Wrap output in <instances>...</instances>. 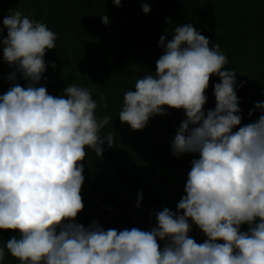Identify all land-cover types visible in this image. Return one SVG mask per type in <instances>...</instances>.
<instances>
[{
	"label": "clouds",
	"instance_id": "clouds-1",
	"mask_svg": "<svg viewBox=\"0 0 264 264\" xmlns=\"http://www.w3.org/2000/svg\"><path fill=\"white\" fill-rule=\"evenodd\" d=\"M141 7L151 11L147 3ZM101 20L107 24L109 17ZM3 26V59L29 84L14 83L0 95V229L19 234L0 247V264L6 250L20 264H264V102L255 104L259 118L241 126L236 72L224 67L228 59L218 42L210 47L190 23L176 26L167 43L160 37L164 54L155 74L146 73L124 93L118 117L133 130L166 115L165 106L183 109L187 118L172 154L199 158L191 161L175 212L164 207L150 231H118L95 220L88 227L75 222L84 208L85 149L99 158L105 142L114 146V133L102 131L111 117H97L89 88L72 83L53 96L35 86L46 70V50L56 48L57 34L44 22L15 11ZM212 75L220 78L216 105L205 113ZM8 79L15 81V74ZM142 199L140 192L136 207ZM189 220L207 237L203 243L189 236ZM243 224L248 231H241ZM158 239L166 241L163 249Z\"/></svg>",
	"mask_w": 264,
	"mask_h": 264
},
{
	"label": "trees",
	"instance_id": "trees-1",
	"mask_svg": "<svg viewBox=\"0 0 264 264\" xmlns=\"http://www.w3.org/2000/svg\"><path fill=\"white\" fill-rule=\"evenodd\" d=\"M121 1H123L121 10L126 19L124 26H122L120 45L125 50L138 52L145 61L151 62L152 65L156 66L157 60L164 54L159 44L162 34L158 29L164 28L162 23L168 17L173 27L183 22L192 24L200 34L209 39L210 47L218 42L220 51L228 59V63L224 67L236 72V81H242L240 73L248 66L249 55L256 56L258 53L257 46H260L261 33L264 32V0ZM101 2L104 0H46V10L38 12L37 19L42 20L49 29L57 34L56 48L46 50L44 56L46 70L41 81L35 86L46 87L48 93L53 96L63 95V89L72 83L92 90L90 86L92 71H95L98 64L97 53L100 49L97 48L98 46H91L86 53H83L76 47H68L69 37L64 32L70 30V26H75L81 36L94 38L93 35L96 30L93 17L95 18L103 12L101 11ZM19 3L21 4V0L15 1V4ZM144 3L150 6L151 11L148 14L142 11L141 5ZM177 5L180 9L177 8ZM11 7H13L12 0H0V8L10 9ZM70 11L73 14H70ZM82 11L84 13H81ZM93 57H95V61H93ZM52 62L55 63V67H52ZM256 80L257 82L250 84L249 88L255 89L259 96H264V77ZM219 82V76L212 75L210 77L209 87L205 92L207 96V102L204 105L205 113L215 108L214 85ZM28 84L29 81L21 76L19 85L27 87ZM114 90L113 94H109L110 91H113L112 89H103L102 92L105 94L103 102H106L108 107L107 109L101 107L104 111L99 112L97 117L100 115L111 117V123L105 126L102 131L111 130L114 133L115 143L113 147H108L107 142H105L103 155L99 158L91 149H85L87 155L81 163L84 166L83 173L92 178L89 183L91 196L82 198L84 208L78 213L75 222L88 227L95 220L105 230L114 228L120 231L124 230L122 228L123 214L116 207L115 202L108 201V196L111 194L105 186L115 187L114 181L118 177L115 165L120 160L121 135L129 131L137 146L148 148L160 160L180 168L185 172L187 178L192 166L191 161L198 159L199 154L184 153L174 156L171 148L160 140L154 139L145 131V127L142 130H133L130 125L122 123L118 114L123 105L124 89L119 86ZM92 96L97 105L102 106L101 94H96L92 90ZM255 121L247 119L243 115L241 126ZM236 130L238 127L233 129V131ZM184 195H186L185 191L183 192ZM171 210L176 211L173 208ZM191 222L189 220L190 224ZM248 228L249 225L247 224L241 225V231H248ZM192 230L195 234L194 240L197 243H203L205 240L204 233L199 228ZM9 234H13L10 236L19 235L16 231L4 230L3 233L0 229V247H3L6 241L10 239ZM218 242L223 243V241ZM3 264H20V262L8 254L6 250Z\"/></svg>",
	"mask_w": 264,
	"mask_h": 264
},
{
	"label": "rangeland",
	"instance_id": "rangeland-1",
	"mask_svg": "<svg viewBox=\"0 0 264 264\" xmlns=\"http://www.w3.org/2000/svg\"><path fill=\"white\" fill-rule=\"evenodd\" d=\"M16 0H12L13 7L10 9L0 8V95L5 94L14 83L20 81L21 75L15 66H10L3 59L2 40L7 38V29L3 26V18L8 16L10 12L21 11L25 15L37 21L38 12L46 10V0H21V4H15ZM101 1V0H100ZM15 4V5H14ZM123 1H121V5ZM101 12L95 19L93 24L95 27L94 38L81 36L77 32L75 26H70V30H66L64 34L68 36V47H76L78 50L86 53L91 46H98L99 57L98 64L91 78L90 86L96 94L105 96L103 89H112L109 94L114 93V89L121 86L124 93L129 90H135V82L139 78H143L146 73L155 74L156 66L151 62L145 61L144 58L131 50L123 49L120 45V35L122 34V26H124L125 16L121 10V6L114 5L113 0H104L100 3ZM161 8V6H160ZM177 8L180 7L177 5ZM98 11V9H96ZM81 13H84L82 11ZM70 14H73L70 11ZM101 15H107L109 22L104 24ZM162 19V17H160ZM211 19V18H210ZM163 21V19H162ZM161 21V23H162ZM187 22L179 23L186 24ZM161 25V24H160ZM159 25V26H160ZM169 17L164 19L160 30L162 36L166 37L165 43L172 39L174 29ZM157 30V28H156ZM171 34V35H170ZM264 32L261 33L260 46H257L258 53L256 56L249 55L248 66L240 73L242 81H237L236 94L239 97V107L241 117L246 116L252 121L257 120L262 114L260 110H254L257 102H264V96H259L255 89H250L249 85L257 82L256 79L264 77ZM164 52V49L162 48ZM95 61V57H93ZM15 74V81H9L8 77ZM254 78V81H252ZM242 85V86H240ZM102 106H98L96 115L102 113ZM166 115H155L151 117L145 126V131L154 139L160 140L162 143L171 148L174 136L176 135L179 125L187 118L183 109H172L165 106ZM254 110V111H253ZM252 111V115L249 112ZM100 112V113H99ZM102 117V115H100ZM120 160L117 161L118 177L115 178L114 188L107 187L110 196L109 202H115L116 207L123 214V229H131L133 227L144 231H150L157 227L156 214L164 207L176 209L180 199L183 197L187 176L183 170L173 166L163 160H160L148 148H140L132 140V134L127 131L120 136ZM85 177L81 189L82 198H89L91 191L89 183L92 178L83 173ZM142 192L143 199L140 206L136 207L137 194ZM192 229L198 228L192 223ZM189 232V236L195 239L193 230ZM4 233V230H2ZM13 235L9 234L8 236ZM12 236H10L11 238ZM207 237L205 236V240ZM158 243L163 249L166 241L158 239Z\"/></svg>",
	"mask_w": 264,
	"mask_h": 264
}]
</instances>
